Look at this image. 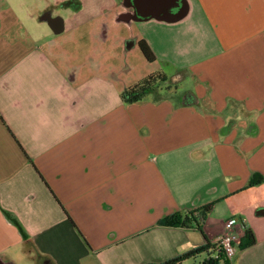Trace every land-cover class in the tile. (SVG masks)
<instances>
[{
    "label": "crops",
    "instance_id": "0c3cea01",
    "mask_svg": "<svg viewBox=\"0 0 264 264\" xmlns=\"http://www.w3.org/2000/svg\"><path fill=\"white\" fill-rule=\"evenodd\" d=\"M22 2L0 0V264H155L229 217L256 241L228 264H264V0H186L173 22ZM140 40L155 61L137 68ZM209 203L202 233L159 223Z\"/></svg>",
    "mask_w": 264,
    "mask_h": 264
},
{
    "label": "trees",
    "instance_id": "16d2710c",
    "mask_svg": "<svg viewBox=\"0 0 264 264\" xmlns=\"http://www.w3.org/2000/svg\"><path fill=\"white\" fill-rule=\"evenodd\" d=\"M138 47L144 58L148 62L155 61V57L151 50L148 48L144 40L138 41ZM166 81V74L162 70H157L146 74L140 78L135 83L126 86L120 92V98L125 103H135L140 101L146 93L153 87L160 85ZM262 181L260 176H252L248 185H253ZM213 203L203 205L195 210L187 211L184 213L175 212L165 216L160 220V225L164 226H188L192 225L194 228L198 229L202 233V221L205 214L211 209ZM256 241L252 231L247 228L244 230L242 237L238 239L237 248L244 249ZM200 257V259L195 260V258ZM193 258L195 264H228V260L225 258L224 254L221 252L219 242H210L205 240L202 245L196 246L191 250H188L176 257L171 259L155 263V264H184L183 262L187 259Z\"/></svg>",
    "mask_w": 264,
    "mask_h": 264
},
{
    "label": "water",
    "instance_id": "95a60500",
    "mask_svg": "<svg viewBox=\"0 0 264 264\" xmlns=\"http://www.w3.org/2000/svg\"><path fill=\"white\" fill-rule=\"evenodd\" d=\"M127 6L133 9L129 19L135 21L155 18L161 21L173 22L183 18L188 11L186 0H126ZM60 26L61 19H57Z\"/></svg>",
    "mask_w": 264,
    "mask_h": 264
},
{
    "label": "built area",
    "instance_id": "2783aa9c",
    "mask_svg": "<svg viewBox=\"0 0 264 264\" xmlns=\"http://www.w3.org/2000/svg\"><path fill=\"white\" fill-rule=\"evenodd\" d=\"M236 219L234 217H229L224 221L225 232L220 236V238L215 241L219 242L221 252L224 254L225 258L230 262L237 251L238 235L235 232Z\"/></svg>",
    "mask_w": 264,
    "mask_h": 264
},
{
    "label": "rangeland",
    "instance_id": "374dc122",
    "mask_svg": "<svg viewBox=\"0 0 264 264\" xmlns=\"http://www.w3.org/2000/svg\"><path fill=\"white\" fill-rule=\"evenodd\" d=\"M14 1L20 4V2L25 1V0H14ZM22 5L24 6L23 2H22ZM42 28L47 32L49 31L47 25H42ZM128 59H129L130 63H133L134 66L137 68L139 66H141V64H148V62L145 60L143 54L141 53V51L139 49L137 51H135L134 54L131 53L129 55ZM182 88H184V85L180 86V89H182ZM200 257H202V255L195 258V260L200 259ZM183 263L184 264H192V263H195V261L193 258H190V259L185 260Z\"/></svg>",
    "mask_w": 264,
    "mask_h": 264
},
{
    "label": "flooded vegetation",
    "instance_id": "af4514ba",
    "mask_svg": "<svg viewBox=\"0 0 264 264\" xmlns=\"http://www.w3.org/2000/svg\"><path fill=\"white\" fill-rule=\"evenodd\" d=\"M133 10V9H132Z\"/></svg>",
    "mask_w": 264,
    "mask_h": 264
}]
</instances>
